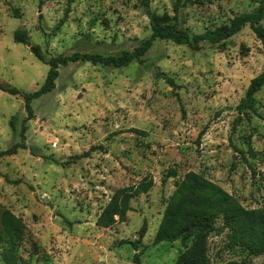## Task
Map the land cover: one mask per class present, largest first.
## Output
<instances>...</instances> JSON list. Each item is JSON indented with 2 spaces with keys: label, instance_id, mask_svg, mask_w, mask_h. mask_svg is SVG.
Here are the masks:
<instances>
[{
  "label": "rangeland",
  "instance_id": "1",
  "mask_svg": "<svg viewBox=\"0 0 264 264\" xmlns=\"http://www.w3.org/2000/svg\"><path fill=\"white\" fill-rule=\"evenodd\" d=\"M146 1L196 35L254 12L260 0H179L175 11L176 0ZM16 29L47 59L118 56L149 28L139 0H0V84L18 91H0V151L24 147L0 159V209L23 225L18 264H134L135 252L138 264H173L179 242L152 238L174 182L189 171L245 209L264 207V86L252 110H236L249 80L263 70L260 43L247 26L222 50L155 40L124 67L79 61L58 67L53 89L31 101L28 120L22 94L38 89L47 66L13 42ZM170 169L174 177H167ZM142 179L152 185L129 201L125 220L96 227L112 193ZM225 233L207 236L208 264L264 261V254L225 248Z\"/></svg>",
  "mask_w": 264,
  "mask_h": 264
},
{
  "label": "trees",
  "instance_id": "2",
  "mask_svg": "<svg viewBox=\"0 0 264 264\" xmlns=\"http://www.w3.org/2000/svg\"><path fill=\"white\" fill-rule=\"evenodd\" d=\"M143 13L148 21L149 35L140 40L130 52H121L118 56H97L93 54L73 53L69 56H55L44 58L39 47L30 44L24 30L16 29L12 32V40L27 46L29 52L39 62L47 66L42 84L31 93L22 94L23 108L26 116L24 120L32 118L30 103L32 100L50 92L57 77V68L68 63L88 62L92 65L100 64L113 68L124 67L132 61H138L149 50L155 40H165L176 45H185L197 49L199 42H206L216 49L222 50L227 40L244 26H247L261 46L263 70L251 78L239 100L236 110L245 114L252 110L254 95L264 86V26L260 24L264 16V0H260L256 10L252 13H241L232 17L226 24L205 30L200 34L188 35L176 28L175 17L157 14L150 10L146 0H139ZM176 0L173 4L176 10ZM16 14V12H14ZM168 84L172 80L163 78ZM0 91L9 95H16L15 88L0 84ZM23 120V121H24ZM13 127L12 120L9 121ZM22 129L20 138H22ZM138 132V131H135ZM140 133V132H138ZM142 134V133H141ZM23 149L21 143L0 151V159L13 155L16 149ZM175 171L168 170L167 177H174ZM150 179H142L135 185L120 188L112 193L106 204L94 220L98 228H109L115 222H123L129 211V201L140 194H144L151 187ZM23 225L19 218L8 210L0 209V258L3 264H18L17 246L22 239ZM225 233V248H240L248 255L257 257L264 254V207L245 209L216 184L194 172H187L174 182V188L165 201V205L154 232L152 243L178 241L182 250L176 256L173 264H208L206 255V239L209 234ZM144 233V224L137 232V239L130 243L133 251ZM138 252L133 254V263L138 264ZM260 264H264V261Z\"/></svg>",
  "mask_w": 264,
  "mask_h": 264
}]
</instances>
